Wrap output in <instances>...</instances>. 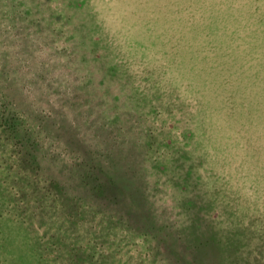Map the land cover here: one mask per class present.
Wrapping results in <instances>:
<instances>
[{
  "label": "rangeland",
  "instance_id": "rangeland-1",
  "mask_svg": "<svg viewBox=\"0 0 264 264\" xmlns=\"http://www.w3.org/2000/svg\"><path fill=\"white\" fill-rule=\"evenodd\" d=\"M0 264H264V0H0Z\"/></svg>",
  "mask_w": 264,
  "mask_h": 264
},
{
  "label": "trees",
  "instance_id": "trees-1",
  "mask_svg": "<svg viewBox=\"0 0 264 264\" xmlns=\"http://www.w3.org/2000/svg\"><path fill=\"white\" fill-rule=\"evenodd\" d=\"M13 132H16L14 130V127H13ZM24 158H25L26 162L33 164V165H36L38 167L39 160H38V157L35 153V150H30V151L26 152V155ZM79 171H80V169H79ZM80 174H82L81 171H80Z\"/></svg>",
  "mask_w": 264,
  "mask_h": 264
},
{
  "label": "bare ground",
  "instance_id": "bare-ground-1",
  "mask_svg": "<svg viewBox=\"0 0 264 264\" xmlns=\"http://www.w3.org/2000/svg\"><path fill=\"white\" fill-rule=\"evenodd\" d=\"M252 126H253V125H252ZM252 126H251V127H252ZM253 128H254V127H253ZM251 131H252V130H251ZM251 133H252V132H251ZM243 134H244V132H243ZM248 135H249V134H248ZM248 135H247V136H248ZM239 137H240V136H239ZM236 138H237V137H236ZM237 139H238V138H237ZM231 143H232V142H231ZM258 143H259V142H258ZM235 144H236V143H235ZM260 146H261V145H260ZM245 160H246V159H245ZM262 161H263V160H262ZM253 164H254V163H253ZM258 164H259V163H258ZM255 165H257V164H255ZM250 167H251V166H250ZM252 167H253V166H252ZM252 167H251V168H252ZM251 168H250V169H251ZM252 170H253V169H252ZM256 182H257V181H256Z\"/></svg>",
  "mask_w": 264,
  "mask_h": 264
}]
</instances>
